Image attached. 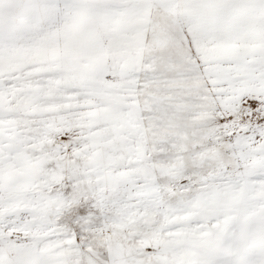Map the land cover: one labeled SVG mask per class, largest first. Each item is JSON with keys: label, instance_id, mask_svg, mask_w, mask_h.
I'll list each match as a JSON object with an SVG mask.
<instances>
[{"label": "snow or ice", "instance_id": "obj_1", "mask_svg": "<svg viewBox=\"0 0 264 264\" xmlns=\"http://www.w3.org/2000/svg\"><path fill=\"white\" fill-rule=\"evenodd\" d=\"M0 264H264V0H0Z\"/></svg>", "mask_w": 264, "mask_h": 264}]
</instances>
